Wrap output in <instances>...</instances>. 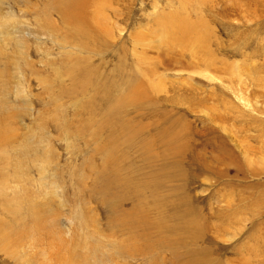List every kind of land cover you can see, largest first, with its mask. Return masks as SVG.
Returning <instances> with one entry per match:
<instances>
[{
  "label": "rangeland",
  "instance_id": "obj_1",
  "mask_svg": "<svg viewBox=\"0 0 264 264\" xmlns=\"http://www.w3.org/2000/svg\"><path fill=\"white\" fill-rule=\"evenodd\" d=\"M172 22L204 27L213 67L169 48L181 28ZM144 71L156 87L145 103L107 115L126 95L109 87ZM85 77L83 92L75 82ZM223 103L232 112L214 124L206 111ZM263 110L264 0H0V264H155L119 251L165 236L175 243L190 209L213 259L264 264ZM171 122L188 141L179 167L157 137ZM218 137L233 156L225 164L215 160ZM156 252L158 264H174Z\"/></svg>",
  "mask_w": 264,
  "mask_h": 264
},
{
  "label": "bare ground",
  "instance_id": "obj_2",
  "mask_svg": "<svg viewBox=\"0 0 264 264\" xmlns=\"http://www.w3.org/2000/svg\"><path fill=\"white\" fill-rule=\"evenodd\" d=\"M206 1V0H205ZM216 1V0H215ZM81 2H83V1H81ZM103 2V1H102ZM76 4V3H75ZM75 4H74V7H75ZM86 4V3H85ZM224 4L226 5L227 4V2H225L224 1ZM79 6V5H78ZM232 6V5H231ZM69 7V6H68ZM70 8H72V6L70 7ZM76 8V7H75ZM72 9H74V8H72ZM83 9V8H82ZM71 10V9H70ZM77 10H80V9H78L77 8ZM85 10H86V8H85ZM184 13V12H183ZM78 14V13H77ZM226 14H228V13H226ZM69 15V14H68ZM70 15L71 16H73L74 14L71 12L70 13ZM86 16V15H85ZM69 17V16H68ZM80 17H82V18H84L83 17V15L82 16H80ZM79 17V18H80ZM175 17H178V19H179V21L181 22V24H184V22L186 21V17L184 16V14H183V16H181V14L180 15H175ZM78 18V19H79ZM96 18H98V17H96ZM169 18V17H168ZM92 19V18H91ZM178 19H175V20H178ZM88 20V19H87ZM95 20V19H94ZM94 20H92V21H94ZM100 20V19H99ZM102 21V20H101ZM100 21V22H101ZM179 21H177V22H179ZM80 22H82V21H80ZM88 22V21H87ZM96 22V21H95ZM186 22H188V21H186ZM173 23V22H172ZM170 24V25H173V26H176V24L178 25V26H180L181 28H177V27H173V29H172V27H171V29L173 30V33L171 34V36H175L174 37V40L172 41V38H171V41L172 42H170V44H169V48L170 49H172V50H176V49H178V50H180V52L182 53V55L181 56H188V57H190L193 61H195L199 66H203V67H205L206 68V70H207V68H209V67H213L214 65H215V62H217L218 60H217V58H216V56L213 54V52H212V50L211 49H209L210 48V40H209V38L208 37H206V35H204L205 34V31H203V30H205L204 29V27H202V25H197V27L196 28H194V29H192V30H188V28L186 29L185 28V25L184 26H182V25H180V24H178V23H176L175 25H174V23L173 24ZM189 23V22H188ZM83 24V23H82ZM86 24H84L83 26H85ZM97 25H98V27L96 28V27H94V30L96 31H98V30H100V28L99 27H102L101 26V24H98L97 23ZM189 25V24H188ZM187 25V26H188ZM193 25V24H192ZM195 25V24H194ZM85 27H88V31H90L91 30V32H92V27L88 24V25H86ZM90 27L92 28V29H90ZM198 27H200V28H198ZM203 28V29H202ZM87 29V28H86ZM85 29V30H86ZM104 29V28H103ZM209 29V28H208ZM207 30V29H206ZM86 32V34H89L90 32ZM84 32V33H85ZM100 32V31H99ZM208 32H206V34H207ZM211 33V32H210ZM100 34V33H99ZM102 34H103V32H102ZM98 35V34H97ZM176 35H179V37H176ZM95 36V35H94ZM212 36V35H211ZM98 38H100L99 36H97ZM101 39V38H100ZM168 42V43H169ZM212 45V44H211ZM222 47V46H221ZM223 48V47H222ZM172 58V57H171ZM177 60V59H176ZM217 60V61H216ZM222 62V61H221ZM191 63H193V62H191ZM182 64V63H181ZM185 64V63H184ZM217 66V65H216ZM80 68H82V67H80ZM214 69V68H213ZM139 71V70H138ZM72 73H74V72H72ZM71 73V74H72ZM84 80L85 81H87V83H83V82H81V81H76L75 83L76 84H80V87L79 88H81L82 89V91L84 92V90L85 89H88L90 86L92 87V85H91V78H90V80L88 79V78H84ZM161 83V82H160ZM158 84V83H157ZM156 85V84H155ZM162 85V84H161ZM105 86H107V85H105ZM76 87V86H75ZM125 87L126 88H124V87H122L121 85H116L115 87L114 86H112V87H109V89H110V91H109V93L111 92V91H113V92H120L121 90H123V92H126V95H123V96H121V97H118L117 99H115V101H117V102H113V107L109 110V111H106L107 112V115H108V113H110L111 114V116H116L117 114H118V112L120 111V108H118V106H120V105H123V104H126V103H128V102H135V103H137V104H143V103H145V102H143V101H146L147 99H148V96H149V92L151 91V92H153L151 89H156V87H154V88H152V85L151 84H149V82L147 81V73H145V71H144V73H139V76L136 74V76H134L133 78H131L130 79V81L129 82H127L126 83V85H125ZM149 87H150V89H149ZM164 87V86H163ZM162 86H161V88H163ZM161 88H157V89H161ZM193 88V87H192ZM165 89V88H164ZM162 90V89H161ZM158 92H160V91H158ZM162 92V91H161ZM156 93V92H155ZM107 100V101H106ZM106 100H105V103H107V102H109V101H111L112 99H111V96L110 95H108L107 96V98H106ZM147 103V102H146ZM111 104V103H110ZM223 106H224V108L221 110V111H219L218 109V107L219 106H215V107H212V108H209L208 109V111H206V113H207V115H208V117H209V119H210V121L212 122V123H214V124H217V122H221V124L223 123V124H226L227 123V121H226V119H227V116L229 115L228 114V111H230V112H232L231 111V109H230V107L228 106V104H224L223 103ZM257 110V109H256ZM190 111V110H189ZM264 111V110H263ZM225 112V116L226 117H224V116H222L221 114L222 113H224ZM229 112V113H230ZM261 113H263L262 111H260ZM235 119V118H234ZM233 119V120H234ZM252 119L253 120H255V118L254 117H252ZM258 120H259V118H258ZM260 121V120H259ZM169 124V123H168ZM105 124L104 123H102L101 124V126H104ZM107 126H105L104 128H106ZM217 127H219L218 125H217ZM167 129L165 130V129H163V131H162V133H161V135L159 134V136H158V134H157V137H158V141H159V143H160V146L162 147V148H164V153H169V152H173V156L175 157V163L173 164V166H181L182 164H184V159L185 158H183L182 157V155L184 156V154L187 152V150H188V141H186V139L184 140V138L183 137H185V134H184V131H185V129H182V131H178V132H180V133H176L175 132V130H176V128H177V126H176V124H175V122H171L170 124H169V126H167L166 127ZM222 128H224L223 126H222ZM216 128H210L209 127V129H208V132H213V134H215V133H217L216 132V130H215ZM219 129H220V127H219ZM224 130H226L225 128H224ZM232 131V130H231ZM230 130H227L226 132L227 133H229V137L231 138L230 139V141L232 140L233 141V143H236L237 145V147L241 150V152H243V154L245 155V156H247L248 154H247V150H246V148H249V146L248 147H246L245 145V147L242 145V142H241V140L239 139V140H237V137H236V134L235 133H233L234 131H232L231 132ZM161 132V131H160ZM220 132V131H219ZM146 132H145V130H143V135L145 134ZM233 133V134H232ZM262 133H264V132H262ZM217 134H220V133H217ZM221 135V134H220ZM228 135V134H227ZM218 136V135H217ZM188 139V138H187ZM218 140H221L220 141V143H221V148H219L218 147V152H219V155H218V157L215 159L218 163H220V164H225L226 162H228L227 161V159H228V157H230V156H232V153H230L229 151H228V149H227V147H226V141H224L223 140V138L222 137H218L217 138ZM214 140V139H213ZM216 141V140H215ZM231 141V142H232ZM149 144L151 145V146H153L154 144L153 143H150L149 142ZM210 144V143H209ZM213 144H215L214 142H213ZM228 144V143H227ZM190 145V144H189ZM168 146H174L172 149H167V147ZM210 147V146H209ZM212 148V147H211ZM215 148H216V146H215ZM242 148H244L246 151H243L242 150ZM229 149H230V147H229ZM220 150V151H219ZM215 151V150H214ZM233 152V151H232ZM189 153V152H188ZM186 155V154H185ZM197 156H199V155H197ZM182 157V158H181ZM185 157V156H184ZM233 157V156H232ZM183 159V160H182ZM191 159H192V162L195 160L196 161V158H195V156L194 155H191ZM232 159V158H231ZM173 160V159H172ZM235 160H236V158H235ZM166 161V160H165ZM174 161V160H173ZM109 162H111L109 159H107V163H109ZM185 162H186V159H185ZM236 162V161H235ZM106 163V162H105ZM148 163H152L150 160L148 161ZM171 163V162H170ZM177 163V164H176ZM161 165H163V163H161ZM165 168L167 167V165L165 164V165H163ZM162 166V167H163ZM177 167V168H178ZM168 168V167H167ZM240 171H243V169H239V172ZM214 176H221L222 174H223V172H218V171H213L212 170V172H211ZM182 174V173H181ZM169 175V174H168ZM174 174H172L171 176H173ZM184 176V175H183ZM228 176V175H227ZM174 177V176H173ZM176 177V176H175ZM182 177V176H181ZM179 178V177H178ZM113 179H114V176H113ZM168 181H170V180H168ZM174 181V180H173ZM178 181V180H177ZM171 182V181H170ZM112 183V182H111ZM155 184V183H154ZM112 185H113V183L111 184V187H112ZM156 185V184H155ZM102 192L104 193V195H108L109 193H111L112 192V190L113 189H109L108 190V188H107V190H104L103 188H102ZM141 194V193H140ZM116 195V194H115ZM143 195V194H142ZM117 198V197H116ZM116 198H115V200H116ZM176 198V197H175ZM187 198V197H186ZM108 199V198H107ZM241 199V198H240ZM260 199V198H259ZM259 199H257L258 201H259ZM118 201V200H117ZM142 201V200H141ZM182 201V200H181ZM184 202V201H183ZM241 202V201H240ZM179 204H182V203H179ZM240 204V206L238 205V210H242L244 207H245V205H243V204H241V203H239ZM249 203H247V205H248ZM139 206V205H138ZM177 206V205H176ZM188 206V205H187ZM242 206H244V207H242ZM116 207V206H115ZM178 207H179V205H178ZM228 207H229V205H228ZM252 207V206H251ZM182 208H184V207H182ZM188 208V207H187ZM191 208H193V207H191ZM241 208V209H240ZM178 209V208H177ZM176 209V210H177ZM174 210V209H173ZM172 210V211H173ZM179 210H180V208H179ZM189 210V209H188ZM194 210V209H193ZM193 210H189L188 211V213H185L184 215L186 216V215H188L187 217H189V218H187V219H184L185 217H179L177 220H181V223H180V225L178 226V227H175L174 228V230H173V234H176L177 236L178 235H180L177 239L176 238H174L175 239V243L174 242H171V240H169V239H167V238H165V237H162V240L161 241H159V239H158V241H159V243L158 242H153V244H149V242H148V240H146L147 241V245H141V244H138V242L137 241H135V242H132V243H130L129 244V249H127L128 251H126V249H121L119 252H120V257H122V258H124L125 260L126 259H128V260H132V261H137V260H139L140 262H142V261H146V260H149V261H151V260H153L152 262L153 263H155V264H158L159 262H158V260L156 261V260H154V259H156V258H154V257H157L156 256V250H161V249H164V251L165 252H168L171 256H172V260H173V262H174V264H218V262H219V264H220V261L218 260V259H213L212 257H211V254H212V250H210L209 248L208 249H205V248H202V246L201 245H203V244H205V243H203V240H204V238L201 236L202 234H200L199 233V229L201 228V227H203V228H205L204 227V223H202V221L203 220H199L198 221V223H197V216L196 215H194V214H196V212L195 211H193ZM244 210V209H243ZM143 211H145V210H143ZM151 211V210H150ZM175 211V210H174ZM255 211V210H254ZM257 212H258V210H257ZM257 212H255V213H257ZM130 215L129 216H131V215H133L132 213H129ZM147 213L145 212V215H146ZM159 214V213H158ZM261 214V213H260ZM148 215V214H147ZM190 215H192L191 217H190ZM134 216V215H133ZM174 216V215H173ZM161 217V216H160ZM177 217H175V219H176ZM161 219V218H160ZM173 219H174V217H173ZM258 219V218H257ZM162 220V219H161ZM247 220V219H246ZM242 222V221H241ZM148 220L145 218V220H143V225H145L146 226V228L149 226L148 225ZM150 224H152L151 222H150ZM155 224V223H154ZM178 225V224H177ZM207 225V224H206ZM156 227H157V229L159 230V233L160 234H162V232H165V229L168 227H165V224L163 223L162 224V222L160 221V223L159 224H157L156 223ZM134 228V227H133ZM169 228V227H168ZM208 228V227H207ZM210 228V227H209ZM129 229V228H128ZM207 231H209V230H207ZM177 232H178V234H177ZM158 234V233H157ZM167 234V233H166ZM207 234V233H206ZM149 235V234H148ZM203 236H205V235H203ZM140 237H141V235H138V236H136V238L137 239H139L140 240ZM143 238L144 239H147L148 238V236H147V234L145 235L144 234V236H143ZM173 238V237H172ZM208 238V237H207ZM153 239V238H152ZM155 239V238H154ZM156 240V239H155ZM173 240V239H172ZM134 241V240H133ZM153 241V240H152ZM205 241V240H204ZM48 244H50V243H48ZM52 245V244H51ZM59 245V244H58ZM139 245V246H138ZM60 246V245H59ZM118 246V245H117ZM57 248V247H56ZM61 248H63V247H61ZM66 248V247H65ZM66 250V249H65ZM71 250V249H70ZM115 250V249H114ZM118 250V249H117ZM130 250V251H129ZM254 250V249H253ZM96 250H94V252H95ZM116 251V250H115ZM57 252V251H56ZM62 252H63V250H62ZM69 252V251H68ZM76 252V251H75ZM74 252V253H75ZM93 252V253H94ZM66 253V252H65ZM78 252H76V254H77ZM71 254V253H70ZM64 255V254H63ZM77 256V255H76ZM256 256V255H255ZM254 256V257H255ZM258 256V255H257ZM256 256V257H257ZM57 257V256H56ZM71 257V256H70ZM85 257V256H84ZM87 257H90V256H87ZM113 257V256H112ZM74 258H76L75 256H74ZM83 258V257H82ZM82 258H80V260L82 259ZM164 258L165 259H167L166 258V256H164ZM157 259H160V258H157ZM171 259H169V260H171ZM64 260V259H63ZM85 260V259H84ZM69 261L71 262L72 260H70L69 259ZM74 261V260H73ZM79 261V260H78ZM162 261H163V259H162ZM113 262V261H112ZM72 263V262H71ZM79 263H82L81 261L79 262ZM166 263V262H165ZM66 264V263H65ZM128 264V263H127ZM243 264H247L246 263V261L244 260V263ZM249 264V263H248Z\"/></svg>",
  "mask_w": 264,
  "mask_h": 264
}]
</instances>
